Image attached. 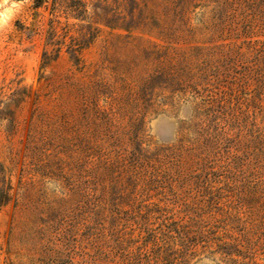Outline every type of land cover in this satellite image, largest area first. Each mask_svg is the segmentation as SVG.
I'll use <instances>...</instances> for the list:
<instances>
[{
  "label": "rangeland",
  "instance_id": "374dc122",
  "mask_svg": "<svg viewBox=\"0 0 264 264\" xmlns=\"http://www.w3.org/2000/svg\"><path fill=\"white\" fill-rule=\"evenodd\" d=\"M0 264H264V0H0Z\"/></svg>",
  "mask_w": 264,
  "mask_h": 264
},
{
  "label": "trees",
  "instance_id": "16d2710c",
  "mask_svg": "<svg viewBox=\"0 0 264 264\" xmlns=\"http://www.w3.org/2000/svg\"><path fill=\"white\" fill-rule=\"evenodd\" d=\"M9 186L5 183H2L0 187V207L5 204L8 200Z\"/></svg>",
  "mask_w": 264,
  "mask_h": 264
}]
</instances>
